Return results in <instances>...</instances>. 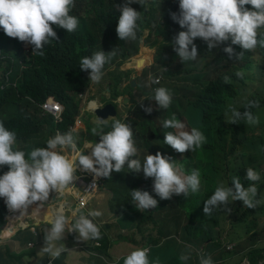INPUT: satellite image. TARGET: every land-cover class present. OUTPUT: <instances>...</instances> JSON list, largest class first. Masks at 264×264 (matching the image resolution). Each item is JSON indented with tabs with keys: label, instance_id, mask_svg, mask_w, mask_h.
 <instances>
[{
	"label": "clouds",
	"instance_id": "clouds-1",
	"mask_svg": "<svg viewBox=\"0 0 264 264\" xmlns=\"http://www.w3.org/2000/svg\"><path fill=\"white\" fill-rule=\"evenodd\" d=\"M165 3L175 8L171 13L172 40L167 48L173 47L182 63L195 61L196 65L202 62L196 60L198 51L193 42L198 37L207 43L209 49L231 40V45H239L243 50L264 57V0H120L113 19L112 37L83 55L79 62L82 92L74 96V104L81 109L78 115L83 113L80 122L77 123L76 115L68 128L56 129L42 145L25 151L15 147L16 131L8 130L0 121V168H8L0 175V205L5 209L6 221H10L0 228V239L3 240L4 235H10L6 238L12 239L18 233L36 236L34 241L28 239L29 235L21 237L23 251L20 250L22 255L18 261L30 257L29 264H63L69 254L80 248L92 252L90 264H104V257L113 259L111 245L107 247L103 241L107 236L106 227L110 220L113 221L110 200H104L106 187L112 179H116V185L124 191L123 197L116 196L121 201L128 192L118 182H125L131 188V204L121 205V208L124 212L122 221L133 223V226L151 220H145L149 214L155 216L164 212L161 210L165 205L171 207L186 201L187 197L197 198L200 192L208 197L203 207L205 216H211L217 209L231 212L228 205L232 201H242L249 209L264 202L257 199L255 184L261 175L252 167L246 169V179L253 182L249 187L245 188L239 177H233L232 187L229 179L212 191L207 189L200 169L188 168L185 158L203 149L208 136L202 128L186 123V117L175 113L170 115L171 104L175 103L177 95L169 89L157 87L154 100L146 99L150 106L139 107L134 119L126 116V107L125 111L121 110V116L113 101L100 99L105 88L109 92L108 85H123L129 79L140 80L142 70L135 65L136 59L140 58L129 51L132 44L140 42L144 31H150L148 39L152 35L159 36L162 42L158 43L163 47L164 39L152 30L155 27L151 26V29L148 24H143V12L152 7L161 8ZM77 7L78 0H0V28L11 39L1 37L12 43L10 50L18 48L30 55L44 56L45 45L59 39L54 26L68 33L74 32L73 35L80 30V20L74 16L79 14ZM173 30L179 31L175 37ZM231 45L223 50L230 58L235 55L242 59L244 52L236 54ZM143 51L142 45L136 55L143 54ZM8 60L12 64L16 62L0 51V62ZM121 72H126L122 79L118 76ZM131 73L136 77L131 78ZM236 76L243 78V71L237 72ZM224 83H231V78L225 76ZM76 97L82 99L83 104L79 105ZM45 102L64 107L54 96H49ZM107 104L115 107L116 117L102 119L98 116V110ZM243 107L245 110L240 111L235 102L228 103L229 122L259 124V116L250 110L259 107V101H247ZM62 108L54 109L48 115L56 124L64 120L65 107ZM138 111L146 114L139 118ZM56 112L60 113L61 121L55 120ZM86 112H90V116L84 114ZM85 116L95 118L96 127L90 124L91 129L85 130L82 127L87 121ZM154 117L160 118V132L153 126ZM109 119L112 122L108 126ZM146 119L158 131L159 135L155 137H160V142L145 154L138 131L144 129ZM87 133L91 136L84 142ZM113 172L121 173L115 177ZM38 209L44 213L36 215L37 220L25 217ZM128 215L138 220H125ZM131 230L136 233L133 227ZM192 251L191 245H186L179 259L189 261ZM150 252V247L137 245L123 253L114 264H160L159 257L150 260ZM198 255L199 264H213L210 255Z\"/></svg>",
	"mask_w": 264,
	"mask_h": 264
},
{
	"label": "trees",
	"instance_id": "trees-1",
	"mask_svg": "<svg viewBox=\"0 0 264 264\" xmlns=\"http://www.w3.org/2000/svg\"><path fill=\"white\" fill-rule=\"evenodd\" d=\"M119 3L120 0H78L79 14L74 16L80 20V30L73 35L74 32L68 33L65 29L54 26L59 39L45 45L44 56L30 55L18 48L10 50L12 43L9 44L2 37H11L0 28V51L16 61L14 64L10 60L0 62V121L8 130L16 131V148L27 151L40 146L56 129H66L73 124L80 112L79 106L74 104V96L82 92L80 59L102 41L112 37L113 19ZM245 7L251 10L249 5ZM174 12L175 8L169 3H165L161 8L152 7L143 12V24H148V28L155 24V28L151 29L164 39L159 53L155 52L152 61L147 63L141 72L143 78L146 71H156H150L144 80L149 99L154 100V90L157 87L169 89L177 95L175 103L171 104L173 107L170 115L175 113L179 117H186V123L191 122L207 134V145L186 157L184 162L188 168H198L202 171L209 191L229 179L232 187L233 177H239L244 187H249L253 182L246 179V169L252 167L261 175V179L255 182L258 188L257 199L264 201V57L259 55L255 59L251 51L243 50L239 45H231V40L209 49L207 43L198 37L193 41L198 51L196 60L204 62L203 66H200L201 63L194 65L195 61L182 63L174 48H167L172 40L171 13ZM175 25L178 23L175 22ZM172 33L175 37L179 31L173 30ZM229 45L236 54L244 52L243 58L237 59L235 55L230 58L223 50ZM138 57L141 59L143 55L140 53ZM239 71H243V78L236 76ZM225 76L231 78V83H224ZM254 83L258 86L253 87L251 84ZM118 85H113L114 93L109 89V100L117 103L120 110L125 108V103L131 104L132 107L136 94L142 93L141 80L129 79L121 89L117 88ZM129 86L138 89L131 95L126 93ZM142 95L146 96L143 93ZM49 96H54L65 107L64 120L60 124H56L52 116L41 115L40 105ZM253 100L259 101V107L250 109L254 115L259 116V124L229 122V102H235L239 110L244 111L243 105ZM29 108L35 112L39 111V114L35 117L30 115ZM145 114L143 111L137 112L139 118ZM111 122L109 119L107 125H111ZM138 135L143 147L153 149V145L160 142V137H155L159 135L158 131L154 130L152 122L148 119L145 120L144 129H139ZM7 170V166L0 168V175ZM120 173L113 172V175L119 177ZM108 186L117 197L125 195L116 185V179L109 180ZM191 199L194 198L187 197L186 201ZM228 207L231 212L217 209L211 216H203L206 220L219 218L218 234L223 229L222 238L218 234L213 238L214 241L218 239L219 254L214 256L208 248L206 255H210L215 264H264V202L254 209H249L242 201L237 200L232 201ZM189 215L188 211V217ZM125 220L133 222L138 219L128 215ZM0 221L3 225L7 222L5 209L1 205ZM206 235L210 233L202 234L198 240H194L192 236L188 239L190 244L197 247L198 252L182 264L199 262L198 253H203L201 247L212 241V238ZM125 239L121 237L120 241ZM103 241L110 247L109 236ZM186 245L181 244L177 238H171L167 248L175 249L180 256ZM157 257L160 263L165 260V257L157 256L153 249L152 260ZM2 260L0 253V262Z\"/></svg>",
	"mask_w": 264,
	"mask_h": 264
},
{
	"label": "rangeland",
	"instance_id": "rangeland-1",
	"mask_svg": "<svg viewBox=\"0 0 264 264\" xmlns=\"http://www.w3.org/2000/svg\"><path fill=\"white\" fill-rule=\"evenodd\" d=\"M151 26L154 28L155 24H152ZM149 34H150L149 30L144 31L140 42L139 43L136 42V43H134V44H132L130 46L129 54H132V55H134V57L137 58V56L139 54L136 55V49L138 48L139 51H140L142 45L144 47L143 54H144L145 51H147L153 57L155 55V52L159 53V50H160V48L162 46V43L160 44V43L156 42L153 39H150V38L148 39V35ZM151 46H154V48H152ZM143 54H141V55H143ZM254 58L257 59L258 55H254ZM203 64H204V62H201L200 66H203ZM126 68H127V66H126ZM140 70H142V69H140ZM150 71H152L153 73L156 72L153 69L148 70V71H146L144 73V77L140 78V80H141V82L143 84V89L141 90V92L143 94H145L147 97H143L142 93H137L136 97H135V103H133L132 107H130L131 104H129V103H127V104L125 103L124 104V106L126 107V114H127L126 116H129L130 119L136 118L135 112H136V110L139 107L144 109V107L150 106L149 101H146V99H148L149 96L147 94V90L148 89L145 87V81H144V80H146V76L149 74ZM118 76L122 79V78H124L126 76V72H121ZM112 81H113V83L115 82L114 79ZM251 85L253 87H257L258 86L257 83H254V84H251ZM108 86L110 87L111 92L114 93L115 88H114L113 84L108 85ZM108 86L106 85V87H108ZM117 88L121 89L122 85L119 83ZM136 89H138V88H136L134 86H132V87L129 86L127 88V90H126V93L132 95L133 91H135ZM106 93H108V91L105 88L104 91L102 92L101 96H100V99L102 101H106L107 102L109 100V98L106 97ZM75 101L79 105L83 104L82 99H79L78 97L75 98ZM115 106H116L117 110H119V115L122 116L120 107H118L119 105L116 103ZM79 110H81V109L79 108ZM28 113L35 117V116H37L39 114V111L35 112L32 108H29L28 109ZM185 119H187V118H185ZM152 121H153L154 128L160 132V125H159L160 118L159 117H154L152 119ZM140 123L141 124L144 123L143 119H140ZM105 126H103V127H105ZM157 145H158V143H157ZM142 151H143V153L146 154L149 151H151V149L149 147H142ZM262 168L264 170V166ZM118 184L123 186V187H125L127 192H128V196H126L125 199H123L122 201L119 200L116 197V195L113 193V191L109 187L105 186L107 190L105 192L106 198L104 200H110V209L112 210V215H113V218H112L113 221H111V220L109 221V224L106 227V230H107V236H109V240L111 242L110 252H113L112 256L114 258L111 259L109 257H104V259H103L104 264L105 263H108V264L117 263L122 258L123 252L126 250L127 246L130 243H133V239L135 238V232H133L131 230L132 227H133V223H128V222L122 221V214L124 212H123V210L121 208V205L131 204V201H132L131 188L125 182H121V183L118 182ZM206 199H208V197L206 195H204L202 192H200V198H194V199H191V200H188V201L179 202L178 204H174L171 207H169V205H165V208H163L161 211L166 210V212H168L169 209H174L175 210V209H179V208L183 207L184 209H187L189 211V213H190V215H189V226H190L191 229H193L191 231V236H192V238L194 240H198L202 236V234L197 233V231L209 232L210 233V237H214L215 238L217 236V234H218V231H219V227H218L216 222H220V219L219 218H213V220L203 219V216H205V214L203 212V207H204V203H205ZM98 205H99V203L96 205V207ZM198 207H199V211H197ZM152 217H154L153 213L145 216V220L148 221L149 219H152ZM214 220H216V222ZM2 227H3V224L0 221V228L2 229ZM119 227L120 228H127L128 231L123 232V230L120 229ZM211 229H212V233H211ZM101 233L102 234L104 233V229L102 230ZM1 234H2V230H1ZM154 234L155 233H152V235H154ZM121 236H125L127 238V240L120 241V237ZM218 236L221 237V238L223 237V229H221V231L218 234ZM150 241H151L150 239H147V240H145L142 243L140 242V245L150 247L151 252L149 254V258L151 260L153 249L164 248L165 243H162V244L156 246V245L150 243ZM216 241H217V239H216ZM190 245H191V247L193 249L192 256H191V258H192L198 252V249L193 244H190ZM21 247H22V245L19 244V243H14L12 245H9V243L6 240H1L0 239V253L3 256V260L0 262V264H12V263L13 264H17V262H19V264H29L30 257H24L23 261H16L14 258H11V255L14 254L16 256L19 250L23 251L21 249ZM233 251L234 250H232V252ZM204 253H205V251H204ZM31 260L34 262V260L32 258H31ZM187 261H181L179 259V257H177V256H175V254H173L172 258H170V259L168 258V259L164 260L163 262H161L160 264H182V263L187 262Z\"/></svg>",
	"mask_w": 264,
	"mask_h": 264
},
{
	"label": "crops",
	"instance_id": "crops-1",
	"mask_svg": "<svg viewBox=\"0 0 264 264\" xmlns=\"http://www.w3.org/2000/svg\"><path fill=\"white\" fill-rule=\"evenodd\" d=\"M151 39L155 40L156 42H162V39L159 38V36L157 35H152ZM130 77L134 78L136 76L135 74L131 73ZM143 97H146V96H143ZM123 111H125V108L123 109ZM84 114H87L90 116V112H86ZM85 119H87V121L84 125H82L83 128L86 127L85 130L91 129L90 124L96 127L97 120L95 118H92V117L87 118V116H85ZM89 136H91L89 133L85 134V137H83V141L85 142V138H88ZM43 213H44L43 210L38 209L37 211H35V213L28 214L25 217L30 218L31 220L33 219L37 220L35 216L43 214ZM219 223L220 222H217L218 227H219ZM34 224H37V223L35 222ZM120 229H123L124 232L126 231V229L124 228H120ZM133 230L136 231L134 242L127 246L126 250L123 252L124 254L132 247L140 245V242L142 243L147 239H150L151 240L150 243L156 246L162 243H165L164 248L155 249L156 255L165 257V260L168 258L169 259L172 258L173 254L179 257L175 249L169 250L167 248V244L171 238H177L181 244L190 245L188 239H190L191 237V230L189 227L188 210L184 208L169 210L168 212H166L165 210L164 212L155 215L148 222L144 221L140 224L135 223L133 226ZM219 230H220V227H219ZM152 233H155V234L152 235ZM197 233L206 234L205 231H197ZM25 235H29L28 239H31L33 241L36 239L35 235L28 234V233H18L12 239H7L4 237H2V239L6 240L9 243V245H12L14 243L20 244L21 237ZM206 236L210 237V235H206ZM211 238H212V241L210 243L208 242L209 244H211L210 247L208 246L209 244L207 243L201 247V250L203 251V254H206V251L209 248V250L212 251V254L214 256H217L219 254V247L217 246L218 239L217 241L216 240L214 241L213 240L214 237H211ZM90 254H92V252L90 251L85 252L83 248H80L76 251H73L71 254H69L65 258V261L63 262V264H90V260H89ZM21 255L22 253H20V250H19L16 256L13 254L11 255V257H14V259L18 261L19 259H21ZM195 264H199V262L196 261Z\"/></svg>",
	"mask_w": 264,
	"mask_h": 264
},
{
	"label": "built area",
	"instance_id": "built-area-1",
	"mask_svg": "<svg viewBox=\"0 0 264 264\" xmlns=\"http://www.w3.org/2000/svg\"><path fill=\"white\" fill-rule=\"evenodd\" d=\"M60 108H62V107L55 102H45L41 105L42 117H46V116L50 115L51 113H53L54 109L59 110ZM62 110H64V107L62 108ZM82 116H83V113H81L80 115H78L76 117L77 123L80 122V119ZM54 118L56 121H61L60 113L59 112L57 114L54 113Z\"/></svg>",
	"mask_w": 264,
	"mask_h": 264
},
{
	"label": "water",
	"instance_id": "water-1",
	"mask_svg": "<svg viewBox=\"0 0 264 264\" xmlns=\"http://www.w3.org/2000/svg\"><path fill=\"white\" fill-rule=\"evenodd\" d=\"M97 114L99 117L102 116L103 118H108V117H116L118 112H116V109L112 104H107L102 109L98 110ZM7 227H10V224Z\"/></svg>",
	"mask_w": 264,
	"mask_h": 264
},
{
	"label": "bare ground",
	"instance_id": "bare-ground-1",
	"mask_svg": "<svg viewBox=\"0 0 264 264\" xmlns=\"http://www.w3.org/2000/svg\"><path fill=\"white\" fill-rule=\"evenodd\" d=\"M150 61H152V55H151L149 52L145 51L144 54H143V57H142L141 59H136V61H135V65L137 66L138 69H143L144 66H145L147 63H149ZM7 223H10L9 219H8ZM11 226H12V225H11ZM4 230H7L6 227H4ZM12 233H13V231H12ZM12 233H11V234H12ZM3 235H4V234H3ZM4 237H5V238H6V237H10V235H9V236H5V235H4Z\"/></svg>",
	"mask_w": 264,
	"mask_h": 264
},
{
	"label": "flooded vegetation",
	"instance_id": "flooded-vegetation-1",
	"mask_svg": "<svg viewBox=\"0 0 264 264\" xmlns=\"http://www.w3.org/2000/svg\"><path fill=\"white\" fill-rule=\"evenodd\" d=\"M213 264H215V262L213 261Z\"/></svg>",
	"mask_w": 264,
	"mask_h": 264
}]
</instances>
